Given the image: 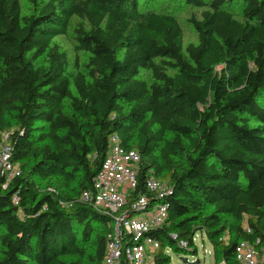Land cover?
I'll return each mask as SVG.
<instances>
[{
	"label": "trees",
	"instance_id": "16d2710c",
	"mask_svg": "<svg viewBox=\"0 0 264 264\" xmlns=\"http://www.w3.org/2000/svg\"><path fill=\"white\" fill-rule=\"evenodd\" d=\"M29 1L23 14L0 0V143L21 169L5 189L0 177V264H103L113 219L79 198L113 135L142 158L128 213L153 199L149 173L170 189L155 264L168 248L196 255L198 232L215 264H242L241 241L264 246V0H172L205 8L186 46L174 15L141 11L154 0ZM74 17L89 58L71 72L55 39Z\"/></svg>",
	"mask_w": 264,
	"mask_h": 264
},
{
	"label": "built area",
	"instance_id": "2783aa9c",
	"mask_svg": "<svg viewBox=\"0 0 264 264\" xmlns=\"http://www.w3.org/2000/svg\"><path fill=\"white\" fill-rule=\"evenodd\" d=\"M11 155L12 145L8 134H4L0 143V177H4L1 189H5L11 179L19 174L14 173L16 164L12 162ZM141 159L138 151L126 150L118 137L113 135L93 187L83 191L79 198L113 219L103 264H121L122 260L129 264H155L160 243L152 236V231L161 228L167 221L168 206L161 198L170 189L168 186L164 189V181L149 173L145 188L153 199L141 195L133 204V212H127L128 199L138 185ZM14 201H18L17 197H14ZM143 212L145 215L142 217H135ZM259 243V239L255 243L239 242L235 249L237 261L242 264H264V246L259 247ZM179 245L187 247L183 240Z\"/></svg>",
	"mask_w": 264,
	"mask_h": 264
},
{
	"label": "rangeland",
	"instance_id": "374dc122",
	"mask_svg": "<svg viewBox=\"0 0 264 264\" xmlns=\"http://www.w3.org/2000/svg\"><path fill=\"white\" fill-rule=\"evenodd\" d=\"M20 3L23 14H29L33 11V6L29 0H20ZM204 9L205 8H198L183 3H178L172 0H154L152 4L146 9L141 8V11L154 10L174 15L177 18L179 24L181 25L184 35V45L186 46L188 43L191 42L196 43L198 39L197 32L195 31L189 19L191 17L200 19L201 12ZM229 10L236 18L240 20L243 19L242 10L238 4L231 6ZM77 22L78 19L74 17L71 21V26L69 27L67 33L55 39L56 42L67 54L69 70L71 72L76 71V64L77 68H79L80 70L86 69L89 58V54L87 52L77 51L76 49L77 42L75 40L74 27L76 26ZM143 75L146 78H149L148 73H143ZM38 125H42V123H39ZM16 172H21L20 166L18 164H16V170L14 173ZM38 183L40 184L43 190H49L50 188L52 190H54V188L58 190L61 189L60 187L58 188L57 182L54 180H50L47 182L39 180ZM164 184V189H167L166 182H164ZM143 215H145V212L137 213L135 217L138 218L142 217ZM194 242L197 247L196 255H193L192 249L188 250V253L186 255H179L171 250H167V253L171 257V264H215L212 244L208 240L206 234L198 232L194 237ZM181 257H187L190 263L183 262Z\"/></svg>",
	"mask_w": 264,
	"mask_h": 264
},
{
	"label": "water",
	"instance_id": "95a60500",
	"mask_svg": "<svg viewBox=\"0 0 264 264\" xmlns=\"http://www.w3.org/2000/svg\"><path fill=\"white\" fill-rule=\"evenodd\" d=\"M182 261L185 263H190L187 257H181ZM198 262V261H197ZM192 264V263H191Z\"/></svg>",
	"mask_w": 264,
	"mask_h": 264
}]
</instances>
